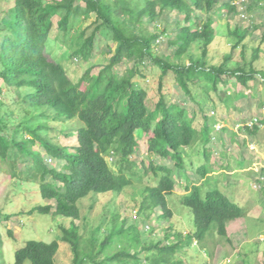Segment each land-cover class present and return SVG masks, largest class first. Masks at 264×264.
Instances as JSON below:
<instances>
[{
    "label": "trees",
    "instance_id": "1",
    "mask_svg": "<svg viewBox=\"0 0 264 264\" xmlns=\"http://www.w3.org/2000/svg\"><path fill=\"white\" fill-rule=\"evenodd\" d=\"M257 9H264V0H12L1 20L7 33L0 31V172L8 170L19 184H37L41 198L54 201L53 206L38 207V212L71 221L69 228L60 227L59 240L70 246L72 264H198L197 255L215 256L218 238L230 241L227 225L243 218L245 209L209 187L207 144L214 143L210 118L204 113L201 127H194L185 105L195 99L192 88L204 89L203 80L211 84L205 91L227 109L234 93L218 90L219 84L235 79L247 87L259 77L264 85V68L254 64L261 57L260 44L264 46V28L252 22ZM92 15L93 32L76 37L81 41L70 57L90 63L99 35L115 47L107 45L110 58L97 76L91 75L95 67L91 63L74 80L67 65L50 55L47 42L66 33L71 22ZM54 17L59 18L56 24ZM226 18L235 22L219 36L213 23ZM163 37L168 51L159 54ZM226 39L230 51L220 59L213 54L207 58ZM236 53L238 60L233 58ZM124 63L132 66L119 73L116 68ZM151 67L160 72L161 94L153 108L147 104V91L137 85ZM170 73L183 93L177 101H168L161 92L162 80ZM256 119L257 125L248 127V121L243 125L253 135L262 126ZM68 125L73 130L67 131ZM136 132L148 136V164L131 161L139 150ZM74 134L77 146L60 143V135ZM198 143L205 161L194 171L198 178L193 183L181 177L194 165L185 151ZM36 144L45 156L34 148ZM152 157L173 160L177 172L155 165ZM46 158L55 160L54 165ZM149 171L155 180L138 193L139 219L122 216L114 205L105 206V219L95 227L84 225L79 233L75 221L80 219L81 200L107 194L116 200L133 186L132 175ZM261 177L264 181V174ZM259 178L256 182L262 188ZM5 218L0 210V264H6L1 232ZM152 218L162 232H155L151 224L146 229ZM59 247L57 239L27 241L15 251L14 264H57Z\"/></svg>",
    "mask_w": 264,
    "mask_h": 264
},
{
    "label": "rangeland",
    "instance_id": "2",
    "mask_svg": "<svg viewBox=\"0 0 264 264\" xmlns=\"http://www.w3.org/2000/svg\"><path fill=\"white\" fill-rule=\"evenodd\" d=\"M12 0H0V31L7 33L4 30L1 20L6 17V12L10 8ZM252 22L261 25L264 28V9H257L252 13ZM174 15L172 14V17ZM58 17L53 18L56 24ZM235 18H226L218 20L213 23L215 33L219 36H225L227 32V25L234 24ZM94 15L86 21H75L69 24V30L66 33L60 32L54 39L48 40V50L54 60L64 62L67 66L68 75L78 80L84 71L94 63L91 71L92 76H97L110 55L106 53L107 45L112 48L115 43L106 41L99 36L95 38L93 56L90 63H80L70 57V54L77 47L81 41L76 37L84 32L86 36L91 35L94 30ZM172 33V32H170ZM257 33V32H256ZM172 35V34H171ZM258 37H254L256 40ZM219 41V40H218ZM218 41L213 42L218 45ZM1 42V40H0ZM222 42V43H221ZM220 48L211 49L210 56H220L230 51L229 39L221 41ZM159 54L168 51L166 37L160 40ZM261 57L255 61L256 68H264V46ZM223 51V52H222ZM200 54V50H194ZM250 49H248L247 58H249ZM238 60L237 53L233 57ZM212 62V61H211ZM63 65V63H61ZM131 67V63H124L119 65L116 70L119 73L125 71L126 67ZM144 81L138 79V86L144 88L148 93L150 108H153L159 98V80L160 72L157 68L145 69ZM260 78L256 77L255 81H250L247 85L241 86L235 83V79H231L227 85L219 84L217 86L220 91H232L234 93V100L232 106L228 109L226 104L221 103L216 96L212 98L210 93L205 90H210L211 84L207 80H203L200 84H205L204 89L200 86L192 88L195 93V99L188 100L186 114L189 119L193 121V126L200 128L203 122V114L206 113L210 118V124L213 131L212 137L214 143L207 144L210 157L211 173L209 179V187L218 188L225 194L231 201L239 204L245 209L244 217L236 221L230 222L227 225V236L230 241L218 238L220 248L216 250L215 256L195 257L198 259V264H264V185L259 189L256 182L259 174H264V85L259 81ZM162 94L166 96L168 101H177L183 93L178 90L174 81V74L170 73L162 80ZM7 88L3 84V90ZM4 100L7 104L10 103V97L6 95ZM216 105H215V104ZM214 106V109L212 108ZM16 108V106H14ZM214 110V111H213ZM261 119L262 126H260L257 134L253 135L248 133L243 125L249 122L251 118ZM214 124H213V123ZM73 125H68L67 131L73 130ZM223 128H225L224 131ZM139 150L137 154L131 157V161L139 164L141 161L148 164L147 153V134L143 132H136ZM59 141L63 146L75 147L78 145L76 134L67 137L60 135ZM45 156V151L38 144L34 147ZM187 156L193 162V167L187 168L186 177L182 176V180L188 178L191 182H196L198 176L195 170L204 163L205 158L203 155V148L200 143L196 144L193 149L185 151ZM47 163L54 165L51 158H46ZM51 159V160H49ZM155 165L166 166L173 173L177 172L174 161L171 159L151 158ZM109 163H113L108 159ZM189 162V161H188ZM111 166V164H110ZM112 167V166H111ZM141 166L138 165V168ZM23 168V167H22ZM116 170V168L112 167ZM152 172L148 175L133 176V186L126 189L124 195H119L115 200L112 194L94 197L90 195L81 200L80 203V219L75 221V224L80 227L79 233H83V226L95 227L99 225L103 219L108 215L105 206L109 207L114 205L115 210L122 216L129 217L131 220L139 219L137 214L138 201L140 200L139 192L143 187L152 185L154 177ZM179 180V178H177ZM262 180V179H261ZM198 184L202 181L198 180ZM264 182V181H263ZM183 186V185H181ZM263 189V190H262ZM182 188L179 187L178 191ZM180 193V192H179ZM178 193V194H179ZM172 198L175 199L177 192ZM112 201V202H111ZM47 205L53 206L54 201L42 199L40 196L37 184L33 182H24L19 184L17 178L12 177L8 170L0 172V210L5 218L1 226V232L4 240L3 256L6 264H14V253L16 250L22 248L27 241H43L51 242L55 239L59 241V250L56 254L57 264H72V251L67 243L59 240L62 236L60 227L69 228L70 220H61L54 218L51 214H42L36 209L38 207H45ZM149 224L155 225L154 219L148 220L146 229ZM165 222L161 223L163 227ZM161 227V228H162ZM155 232H162L157 228ZM162 237L161 233H158ZM204 254V252H201ZM197 264V261L195 262Z\"/></svg>",
    "mask_w": 264,
    "mask_h": 264
},
{
    "label": "built area",
    "instance_id": "3",
    "mask_svg": "<svg viewBox=\"0 0 264 264\" xmlns=\"http://www.w3.org/2000/svg\"><path fill=\"white\" fill-rule=\"evenodd\" d=\"M241 17L242 18H245V15H241ZM258 124V120L256 119V118H252L249 122H248V124H247V126L248 127H252L253 125H257ZM260 179V181H262L263 182V178L261 177V178H259ZM262 179V180H261ZM258 185H259V188H260V184L258 183Z\"/></svg>",
    "mask_w": 264,
    "mask_h": 264
}]
</instances>
